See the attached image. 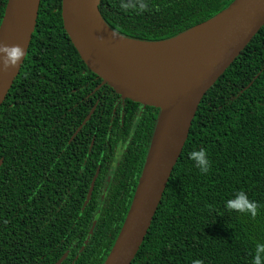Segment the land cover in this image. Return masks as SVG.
Instances as JSON below:
<instances>
[{"label": "trees", "instance_id": "obj_1", "mask_svg": "<svg viewBox=\"0 0 264 264\" xmlns=\"http://www.w3.org/2000/svg\"><path fill=\"white\" fill-rule=\"evenodd\" d=\"M231 1L99 0L98 11L125 37L157 40ZM129 2L146 9L120 6ZM60 3L39 0L25 56L0 104V264H101L128 209L158 112L121 100L106 84L95 89L100 78L70 43ZM86 130L93 142L78 154L72 147L88 149L90 137L81 140ZM123 139L125 150L112 164ZM200 149L206 173L189 158ZM240 191L256 203L254 217L225 207ZM257 243L264 245V24L201 97L129 264H252Z\"/></svg>", "mask_w": 264, "mask_h": 264}, {"label": "water", "instance_id": "obj_2", "mask_svg": "<svg viewBox=\"0 0 264 264\" xmlns=\"http://www.w3.org/2000/svg\"><path fill=\"white\" fill-rule=\"evenodd\" d=\"M98 3H60L62 27L70 43L100 78L95 89L106 84L121 99L158 108L128 209L101 263L129 264L149 227L201 97L264 24V0H232L210 18L157 40L125 37L114 31L101 17ZM38 4L39 0L5 2L0 45L19 46L23 56L7 70L0 60V104L25 56ZM93 109L94 105L82 123Z\"/></svg>", "mask_w": 264, "mask_h": 264}, {"label": "clouds", "instance_id": "obj_3", "mask_svg": "<svg viewBox=\"0 0 264 264\" xmlns=\"http://www.w3.org/2000/svg\"><path fill=\"white\" fill-rule=\"evenodd\" d=\"M120 6L125 9L136 7L138 11L146 9V4L143 2L139 3L138 6L133 5L131 2L122 3ZM112 35L116 36L115 33H112ZM0 52L4 53L3 57H0V60L3 61V67L5 70H7L9 65L15 66L17 59H21L23 56L21 49L16 45H0ZM189 158L196 162V166L199 168L200 172L206 173L208 171L209 161L204 149L191 152ZM225 207L240 213H247L251 217L256 215L257 210L256 203L254 201H250L246 194L242 191L236 192L232 199L227 200L225 202ZM262 247H264V245L260 243L256 244L252 264H261L262 260H264V256L261 255L260 251ZM192 264H202V261L194 260Z\"/></svg>", "mask_w": 264, "mask_h": 264}, {"label": "flooded vegetation", "instance_id": "obj_4", "mask_svg": "<svg viewBox=\"0 0 264 264\" xmlns=\"http://www.w3.org/2000/svg\"><path fill=\"white\" fill-rule=\"evenodd\" d=\"M120 98V97H119ZM121 99V98H120ZM123 100V99H121ZM141 105V104H140ZM143 106V105H142ZM92 113V112H91ZM87 114V113H86ZM86 116V115H85ZM84 116V117H85ZM90 117V115H89ZM89 117L87 118V120L89 119ZM84 119V118H83ZM86 120V121H87ZM84 121V122H86ZM83 122V123H84ZM82 121L76 126L74 127V129L69 133V135L67 136L66 138V143L68 144L71 140H73L75 134L77 133V131L82 127ZM85 132V131H84ZM83 132V133H84ZM89 136L90 137V142H89V146H88V149L85 150V148H80L79 150V147L77 145L73 146L72 149L74 152H78V154H82L84 151L88 152L89 151V148L90 146L92 145V142H93V136H90V132L86 130L85 134L82 135V138L81 140L84 141L85 138ZM127 144V139H123L120 144L117 145L116 147V151L114 152V156H113V159H112V164H115L118 162V160L120 159V155L123 153V151L125 150V146ZM75 155V154H74ZM95 172H98V165L96 166V171ZM111 173V169H108V172L107 174L110 175ZM109 178H107V181H108Z\"/></svg>", "mask_w": 264, "mask_h": 264}]
</instances>
